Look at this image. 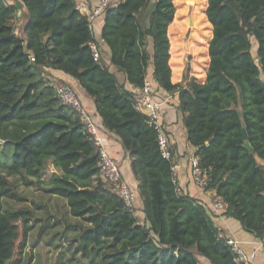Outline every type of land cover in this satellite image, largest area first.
I'll list each match as a JSON object with an SVG mask.
<instances>
[{
	"label": "trees",
	"instance_id": "trees-1",
	"mask_svg": "<svg viewBox=\"0 0 264 264\" xmlns=\"http://www.w3.org/2000/svg\"><path fill=\"white\" fill-rule=\"evenodd\" d=\"M16 1L23 9L26 46L11 24L17 9L0 0V264H39L26 255L29 236L37 222L43 223L39 235L56 226L42 202L5 207L6 201L27 202L19 187L65 201L73 222L65 221L63 232L46 243L54 264H199L196 256L210 264H235L204 204L181 192L171 170L173 154L162 156L156 130L135 109V90L144 86L151 67L156 93L176 94L186 140L208 178L202 189L226 206L225 217L261 239L264 0H206L212 36L205 79L186 76L182 83L172 82L167 33L177 0H117L103 14L101 39L109 65L130 90L109 71L99 49L94 59L90 45L96 40L75 10L76 0ZM47 70L74 79L103 127L119 139L144 223L99 178L93 137L60 101L52 79L44 76ZM47 165L60 174L45 180ZM41 210L45 219L36 215Z\"/></svg>",
	"mask_w": 264,
	"mask_h": 264
},
{
	"label": "crops",
	"instance_id": "crops-1",
	"mask_svg": "<svg viewBox=\"0 0 264 264\" xmlns=\"http://www.w3.org/2000/svg\"><path fill=\"white\" fill-rule=\"evenodd\" d=\"M87 1L93 2V0ZM102 26L103 16L99 17L95 21V30L93 31V36L96 40L98 49L101 51L102 59L108 65L109 71L116 75L118 81L122 83L127 90H130L132 88L125 82L123 74L117 72L112 65H109V50L101 39ZM47 72V74L50 75L53 83L67 84L74 90L86 113L98 127L104 147L108 154L118 164L122 179L136 192L134 209L137 211L135 212V216L140 223H144L142 203L137 194V183L132 177L129 167V160L122 149L119 139L103 127L101 119L98 117L92 101L85 95L74 79L57 71L47 70ZM151 73L152 69L151 67H148L147 80L150 81L154 86V83L151 79ZM172 82L178 83L177 81H174L173 78ZM157 94L160 98H168V101L162 108L163 126L170 143L173 159L179 164L180 167L177 175V182L181 192L183 191L184 193L189 194L192 198L204 204L223 238L233 239L240 244V247L244 253L247 255H254L252 264H264V250L258 247V239L245 232L238 221L223 215L226 209L224 204L223 208L218 209L217 212L212 211L214 202L217 201L214 192L203 190L202 187L193 180L190 172V162L191 159L195 157V148H193L186 140V130L182 124V115L177 110L178 100L176 94H167L166 92L160 90ZM196 259L198 260L199 264H210L201 256H196Z\"/></svg>",
	"mask_w": 264,
	"mask_h": 264
},
{
	"label": "rangeland",
	"instance_id": "rangeland-1",
	"mask_svg": "<svg viewBox=\"0 0 264 264\" xmlns=\"http://www.w3.org/2000/svg\"><path fill=\"white\" fill-rule=\"evenodd\" d=\"M7 3H18L16 0H5ZM117 0H112L111 3H116ZM175 17L174 21L169 25L167 33L171 47V61L170 68L172 78L178 83H182L184 77H194L197 81L201 82L205 78V72L208 66V43L212 36V27L207 21L205 10L207 8L206 0H177L174 4ZM16 15L12 19L11 24L14 29L15 35L22 34V28L25 21L23 16V9L20 7L16 10ZM256 50L254 45L251 51ZM45 77H50L44 74ZM261 78L264 80V71L261 72ZM55 84V83H54ZM63 84V83H60ZM59 84H55L58 86ZM59 175V171L50 165H47L45 170L44 179L47 180L52 175ZM18 193L27 199V202L12 203L5 202V207L10 208H25L34 206L32 202H42L47 205L50 218V223L56 224L55 228L45 230L39 235L42 222L35 224L34 230L31 232L26 248V255L33 256L39 264H54L55 253L51 248L46 246L50 237L55 234L63 232L66 222H73L65 213V201L49 197L42 190L37 188L26 189L19 187ZM137 210L134 209V213ZM38 218L45 219L47 214L43 210L37 211ZM20 239L18 240V244Z\"/></svg>",
	"mask_w": 264,
	"mask_h": 264
},
{
	"label": "built area",
	"instance_id": "built-area-1",
	"mask_svg": "<svg viewBox=\"0 0 264 264\" xmlns=\"http://www.w3.org/2000/svg\"><path fill=\"white\" fill-rule=\"evenodd\" d=\"M111 1L112 0H94L93 2H88L87 0H76L75 10L87 19L88 27L93 32L95 30V21L103 16L105 10L112 5ZM90 47L94 59H98V46L93 43ZM135 93V109L144 113L148 118L149 125L156 130L158 134V145L162 156L166 159H172L171 147L163 126L162 118V108L168 101V98H160L152 83L148 80L145 81L144 86L141 89L135 90ZM56 94L61 102L70 106V108L79 115L80 119L85 124L86 129L93 137L94 144L99 153V178L104 183L108 184L111 191L123 200L127 208H134L136 192L122 179L118 164L106 151L98 127L86 113L74 90L66 84H59L56 86ZM179 169V164L173 159L171 170L176 181ZM190 172L193 180L201 187L208 181L207 176L198 167L197 157L191 159ZM216 199L217 201L214 202L212 211L217 212L218 209L223 208V203L219 198L216 197ZM220 237L223 238L221 233ZM224 239L233 253L235 264H252L254 255H247L244 253L240 244L233 239ZM257 244L259 248L264 250V236L261 239H258Z\"/></svg>",
	"mask_w": 264,
	"mask_h": 264
},
{
	"label": "water",
	"instance_id": "water-1",
	"mask_svg": "<svg viewBox=\"0 0 264 264\" xmlns=\"http://www.w3.org/2000/svg\"><path fill=\"white\" fill-rule=\"evenodd\" d=\"M13 6H14L16 9H19V8H20V5H19L18 3H15ZM146 28H147V29L150 28V20H149V18L146 19ZM17 37H18L20 40H22V41L24 42V46H26L25 37H24L22 34L17 35ZM31 57H32V56H31ZM242 137H243V140L246 141L247 136H246V132H245L244 129H242ZM245 146H246V148H247V150H248L249 152L252 151L251 147H250L247 143H245Z\"/></svg>",
	"mask_w": 264,
	"mask_h": 264
}]
</instances>
